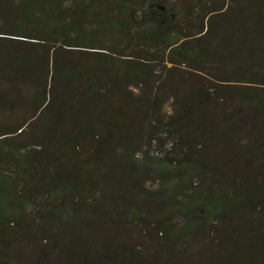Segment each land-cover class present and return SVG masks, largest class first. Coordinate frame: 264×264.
<instances>
[{
  "label": "trees",
  "instance_id": "trees-1",
  "mask_svg": "<svg viewBox=\"0 0 264 264\" xmlns=\"http://www.w3.org/2000/svg\"><path fill=\"white\" fill-rule=\"evenodd\" d=\"M132 1L0 0V112L22 108L21 91L29 92L33 110L15 128L0 126V243L8 237L29 243L41 218L62 219L64 228L81 223V209L96 214L92 221L108 213L138 221L145 209L128 196L140 194L142 175L160 181L156 223L164 239L189 238L242 209L247 190L208 151L217 142L221 156H230L246 126L238 117L264 114V0H180L188 6L179 17L139 0L137 23L127 11ZM168 50L191 71L168 79L166 90L157 87L174 99L172 114L160 123L179 157L167 152L130 162L131 130L148 116L145 99L130 100L132 90L149 87L146 62L164 61ZM43 116L46 129L34 134ZM115 148L124 158L117 166L108 163ZM109 166L124 170L135 187L124 195L122 186L99 176ZM196 180L203 185L198 191ZM169 215L185 224L174 227ZM0 264L19 263L0 252Z\"/></svg>",
  "mask_w": 264,
  "mask_h": 264
},
{
  "label": "rangeland",
  "instance_id": "rangeland-1",
  "mask_svg": "<svg viewBox=\"0 0 264 264\" xmlns=\"http://www.w3.org/2000/svg\"><path fill=\"white\" fill-rule=\"evenodd\" d=\"M138 1L127 4V11L136 23L140 21ZM187 1L194 4L195 0ZM146 6L170 10L179 17L185 13L188 5L180 0H146ZM138 46L142 50L150 49L144 45ZM77 56L74 55L75 58ZM157 59L158 56L156 60L146 62L151 63L147 66L153 72L149 87L142 90L139 86L132 90L130 100L138 101L140 97L145 99L146 103L140 102L145 105L148 116L131 130L128 145L131 146L130 162L162 157L167 152H172L173 157H179L180 154L166 139L167 135L162 133L165 128L160 122H167L175 108L173 97L164 96V90L167 89L168 79L177 75H190L191 71L188 72L185 66L180 65L181 58L171 55L169 50L164 54V61ZM195 78L198 82L203 80ZM161 84H165L164 90L162 87L157 88ZM228 84V87H241L245 82ZM152 86L155 87L149 91L148 88ZM19 96L23 107L15 110L13 107L6 108L0 112V126L15 128L32 116L29 92L21 91ZM48 112L51 114V110ZM238 118L239 122L244 120L246 126L242 125L244 129L236 135V141L229 147L230 156H221V148H217L220 143L217 142H212L214 145L208 151L214 162L224 163L233 170L235 180L247 190L248 195L241 200L242 209L238 214L228 216L225 221L213 222L211 227L198 229L189 238L181 237L176 241L164 239L156 223L161 219L158 212L160 202L156 196L160 181L153 175H142L136 185L140 194L137 197L136 194L128 196L133 206L145 209L146 214L140 220L108 213L107 216L102 214L106 218L102 217L97 222L92 221V217L96 216L92 210L83 211L80 208L76 213L81 217V223L71 222L64 228L62 219L41 218L33 226L30 235H27L30 237L29 243L22 238L8 237L1 241L0 252L19 264H264V114L254 115L246 111ZM45 120L43 116L35 123L34 134L39 128L46 129ZM231 125L236 126L238 123ZM52 129L49 128V133ZM151 137L158 141H150ZM29 141L28 146L33 143V140ZM162 142L164 145H161ZM82 157L85 158L84 155ZM117 159L124 161L119 148L112 149L108 163L111 161L114 164ZM98 168L107 171L102 166ZM113 170L109 166V171L99 173V176H107L108 180L122 186L120 190L124 195L135 187L123 176L124 170L119 167L116 173ZM206 179L209 182V177ZM193 187L198 191L203 185L196 180ZM214 187L219 188L215 184ZM28 209L32 212L38 210L35 205ZM185 221L181 216L169 215V222L176 228H181Z\"/></svg>",
  "mask_w": 264,
  "mask_h": 264
}]
</instances>
